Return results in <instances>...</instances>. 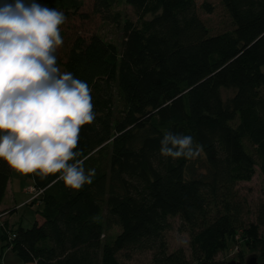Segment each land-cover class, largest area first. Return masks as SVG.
<instances>
[{"label": "trees", "instance_id": "1", "mask_svg": "<svg viewBox=\"0 0 264 264\" xmlns=\"http://www.w3.org/2000/svg\"><path fill=\"white\" fill-rule=\"evenodd\" d=\"M218 1L231 29L210 34L195 0H92L103 22L118 23L119 2L136 20H123L118 46L76 37L57 59L92 90L96 118L75 151L95 175L75 190L60 173L28 174L37 218L29 227L0 221L1 249L23 264H123L143 252L150 264H211L239 237L264 264V203L250 210L236 189L255 168L264 180V0ZM35 2L65 17L81 6ZM221 90L231 93L224 99ZM167 132L191 136L198 155H161ZM11 171L0 160V205ZM173 217L188 257L169 251Z\"/></svg>", "mask_w": 264, "mask_h": 264}, {"label": "clouds", "instance_id": "2", "mask_svg": "<svg viewBox=\"0 0 264 264\" xmlns=\"http://www.w3.org/2000/svg\"><path fill=\"white\" fill-rule=\"evenodd\" d=\"M65 21L35 0L0 2V160L23 175L60 173L58 180L79 190L95 169L86 173L75 150L81 128L96 117L88 83L57 65ZM199 150L191 136L167 132L161 140L165 157L193 158Z\"/></svg>", "mask_w": 264, "mask_h": 264}, {"label": "rangeland", "instance_id": "3", "mask_svg": "<svg viewBox=\"0 0 264 264\" xmlns=\"http://www.w3.org/2000/svg\"><path fill=\"white\" fill-rule=\"evenodd\" d=\"M81 6L75 13H70L66 16V21L60 26V34L63 39V44L57 48L55 53L59 61L64 60V53L69 44L76 38H82L87 40L90 36L96 35L102 41L113 43L117 45L121 41L120 26L123 20L131 21L135 23V16L129 6H126L122 2H119L112 8V12L119 13V19L117 24H109L100 20L97 15L91 13L92 0H80ZM207 5L209 12H205L202 7ZM196 13L200 20L207 28V32L210 34H218L231 29L229 18L223 10L218 0H195ZM151 15H146L144 20L150 19ZM60 71L63 72L61 66H58ZM264 71V70H263ZM230 90H221V96L225 99L230 95ZM10 189L8 191L7 198L10 199V193L15 198V203L24 202L22 205L25 207L16 209L12 212L10 217V223L24 218L32 221L34 219L35 211L38 206L31 205L29 202L35 199V193L32 190V182L27 175L18 173L12 169L10 178ZM240 197L244 198L247 202V207L250 210L258 203H264V180L260 175L257 168L254 170V175L248 182L238 183L236 186ZM6 197L3 199V206L5 204ZM20 205L19 207H21ZM18 208V207H17ZM12 224V223H11ZM170 229L165 232L169 251L176 249H182L188 257L187 243L188 235L183 231L179 220L176 217L169 219ZM117 231L116 229L112 230ZM260 234L264 237V229H261ZM0 242V264H23L14 253L2 248ZM239 255V256H238ZM257 255L258 253L245 244L242 238H235L234 242L228 241L223 252L216 255L213 262L217 264H223L229 261L243 262L247 256ZM189 260V258H187ZM123 264H150V253H136L132 254L129 259H122Z\"/></svg>", "mask_w": 264, "mask_h": 264}, {"label": "crops", "instance_id": "4", "mask_svg": "<svg viewBox=\"0 0 264 264\" xmlns=\"http://www.w3.org/2000/svg\"><path fill=\"white\" fill-rule=\"evenodd\" d=\"M10 185V182L8 180V183H7V187H6V192H5V196L6 197V201H5V204L3 206V201H2V204L0 205V210L1 211H4V213L6 214H2L1 218H0V221H6L8 223L9 226L11 227H15V226H21V227H29L31 225V223L36 220L37 216L36 214L34 215V219L32 221H29V220H26L24 219L23 217L22 218H19L18 220H15V221H12L10 223V217L12 212H14L16 209H19V208H22V207H25L27 206L26 204L25 205H22L24 202H26L27 200H25L24 202H20L18 204H14L15 203V198L12 196V192L10 193V199L7 198V193L10 189L9 187ZM20 205H22L21 207H19ZM18 207V208H17Z\"/></svg>", "mask_w": 264, "mask_h": 264}, {"label": "water", "instance_id": "5", "mask_svg": "<svg viewBox=\"0 0 264 264\" xmlns=\"http://www.w3.org/2000/svg\"><path fill=\"white\" fill-rule=\"evenodd\" d=\"M201 264H210V263H201ZM216 264V263H211ZM223 264H258L257 257L255 255L247 256L243 262L229 261Z\"/></svg>", "mask_w": 264, "mask_h": 264}, {"label": "built area", "instance_id": "6", "mask_svg": "<svg viewBox=\"0 0 264 264\" xmlns=\"http://www.w3.org/2000/svg\"><path fill=\"white\" fill-rule=\"evenodd\" d=\"M13 236H11V238H12Z\"/></svg>", "mask_w": 264, "mask_h": 264}]
</instances>
